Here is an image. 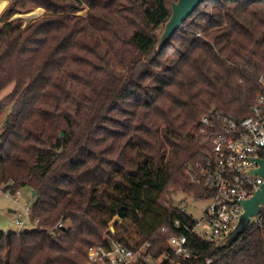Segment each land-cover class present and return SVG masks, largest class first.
<instances>
[{
    "label": "trees",
    "instance_id": "obj_1",
    "mask_svg": "<svg viewBox=\"0 0 264 264\" xmlns=\"http://www.w3.org/2000/svg\"><path fill=\"white\" fill-rule=\"evenodd\" d=\"M172 1L9 0L1 10L0 89L13 88L0 99V184L35 193L32 227L0 231V264H85L109 239L167 256L159 264H264V208L260 224L215 247L172 196L210 195L185 173L200 155V115L250 112L264 0H203L157 48ZM38 7L25 25L12 19ZM172 234L187 235L188 257Z\"/></svg>",
    "mask_w": 264,
    "mask_h": 264
},
{
    "label": "built area",
    "instance_id": "obj_2",
    "mask_svg": "<svg viewBox=\"0 0 264 264\" xmlns=\"http://www.w3.org/2000/svg\"><path fill=\"white\" fill-rule=\"evenodd\" d=\"M258 81L260 88L249 114L235 119L211 106L200 115L199 126L194 132L200 145V155L187 164L185 173L191 182L206 186L210 195L205 198L208 203L199 218L194 217L196 222L190 231H196L201 220V224L209 229V232L205 231L208 234L201 236L212 242L218 240L238 217L242 210L238 200L249 197L264 181L263 177L249 172L250 168L257 166L254 158L264 156V74ZM8 192L12 201L23 210L12 219L19 230L31 223V204L21 201V188L13 192L8 189ZM181 200L177 204L187 212L186 203ZM252 221L260 224L261 216L258 214ZM174 223L178 225L180 221L176 219ZM61 225L59 222L58 226ZM103 237L108 238L106 234ZM109 241V245L90 246L86 264H159L150 254L143 253L145 250H133L116 239ZM168 242L175 248L177 256L188 257L191 254L186 246V234H172ZM163 258L167 256L161 260Z\"/></svg>",
    "mask_w": 264,
    "mask_h": 264
},
{
    "label": "water",
    "instance_id": "obj_3",
    "mask_svg": "<svg viewBox=\"0 0 264 264\" xmlns=\"http://www.w3.org/2000/svg\"><path fill=\"white\" fill-rule=\"evenodd\" d=\"M201 1L203 0H174L171 2L170 15L164 22L162 31L157 35V48L176 32ZM254 159L257 162V166L250 168L249 172L259 175L264 179V156H256ZM34 193L35 191L33 190ZM229 201L232 202V200ZM238 202L242 210L234 220L232 226L214 242L215 247L230 245L245 231L252 218L256 217L261 209L264 208V181L249 197L238 200Z\"/></svg>",
    "mask_w": 264,
    "mask_h": 264
},
{
    "label": "rangeland",
    "instance_id": "obj_4",
    "mask_svg": "<svg viewBox=\"0 0 264 264\" xmlns=\"http://www.w3.org/2000/svg\"><path fill=\"white\" fill-rule=\"evenodd\" d=\"M36 9L37 8H34L33 10H31L29 12L35 11ZM43 12H44V9H42L37 15H35L34 17L30 18L27 21H26L25 17H22L21 15L23 13H28V12H15L12 15V19L16 18V17L22 18L23 21L25 19V21H24V25H25L26 22L32 20L33 18L38 17ZM85 12H86V9L80 11L79 13L85 14ZM10 16L8 17L7 20H9L11 22H15V21L10 19ZM16 22H19V21H16ZM0 23H2V21H0ZM21 26H22V24H21ZM162 29H163V25L160 26L156 30L158 32V34L162 31ZM12 88H13V83H10L5 88L0 89V99L3 98L7 93H9L12 90ZM7 112H8V110H3L0 112V126L3 123V120H4ZM0 179H1V176H0ZM172 196L174 198V202L178 203V201L183 198L184 194L179 191V192L173 193ZM184 199H185V203L187 206V212L190 213L191 215H193V217L198 219L201 212L203 211V209L206 207V205L208 203L207 200L198 199V198L193 197L192 195H185ZM33 200H34V196L31 193L30 187L26 186V187L21 188V201L22 202L26 201V203L32 204ZM9 208L15 209L16 212H10ZM18 211H23V210L21 209V207H19L18 205H16L12 201V199L10 198V193L8 192V190L3 188L2 185L0 184V231L8 232L10 230H17V227L13 225L14 223L12 224L11 219L13 216H16ZM119 221H120V219L117 217V215H115L111 220H108L107 226H108L109 230L114 231V226L118 225ZM31 227H32V224L27 223L25 226L20 227L19 230L30 229ZM196 231L200 235H205V234H208V233H205V231L209 232V229L205 228L201 224V220H200L199 223L196 225ZM147 246L148 245H146V247ZM144 248L145 247L143 246V247H140L138 250H144ZM162 257H165V255L162 254L158 258L154 259L153 261H156L158 263V262H160Z\"/></svg>",
    "mask_w": 264,
    "mask_h": 264
},
{
    "label": "bare ground",
    "instance_id": "obj_5",
    "mask_svg": "<svg viewBox=\"0 0 264 264\" xmlns=\"http://www.w3.org/2000/svg\"><path fill=\"white\" fill-rule=\"evenodd\" d=\"M4 4V1L3 0H0V8L1 6ZM43 8H37L35 11H32V12H28V13H23L21 16L22 17H25L26 21L29 20L30 18L34 17L35 15H37ZM37 18V17H36ZM35 19V18H34ZM32 19V20H34ZM30 20V21H32ZM28 21V22H30ZM26 22V24L28 23Z\"/></svg>",
    "mask_w": 264,
    "mask_h": 264
},
{
    "label": "crops",
    "instance_id": "obj_6",
    "mask_svg": "<svg viewBox=\"0 0 264 264\" xmlns=\"http://www.w3.org/2000/svg\"><path fill=\"white\" fill-rule=\"evenodd\" d=\"M4 1V4L1 6V8H0V11L3 9V7L8 3V1L9 0H3ZM31 193H32V195H33V191H31ZM9 211L10 212H15L16 210L15 209H13V208H9ZM15 216H13L12 217V219L14 218ZM12 219H11V221H12ZM12 224H13V222H12ZM14 225V224H13ZM15 226V225H14Z\"/></svg>",
    "mask_w": 264,
    "mask_h": 264
}]
</instances>
